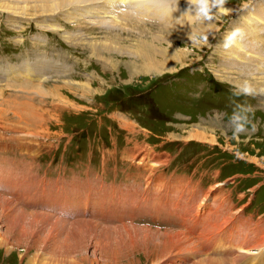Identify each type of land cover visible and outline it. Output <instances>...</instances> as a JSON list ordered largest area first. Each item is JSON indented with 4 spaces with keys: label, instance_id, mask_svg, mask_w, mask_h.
<instances>
[{
    "label": "rangeland",
    "instance_id": "obj_1",
    "mask_svg": "<svg viewBox=\"0 0 264 264\" xmlns=\"http://www.w3.org/2000/svg\"><path fill=\"white\" fill-rule=\"evenodd\" d=\"M110 1L0 0V55L19 62L36 58V52L46 53L52 59L57 57L55 53H63L71 71L76 70L78 74H85L87 70L92 72L87 73L89 78L80 75L79 78L47 80L42 87L34 83L0 85V125L17 134L31 135L35 132L34 125L43 121L44 126L37 130L40 143L35 147L43 156H59L52 168V176L66 179L75 171L84 176L86 170L100 169V163H104L108 174L115 163L122 172L132 174L134 167H128L129 162L121 158L122 150L135 142L142 143L154 152L150 160L158 164L157 174L164 182L172 174L180 177L187 174L191 175L195 189H203L213 179L218 180L208 193L210 199L229 209L228 215L239 217L235 219L242 225L240 228L237 223L236 228L241 234L247 226L253 228L254 234L249 238L256 241L251 247H263L260 244L263 240L256 230L264 234V46L255 42L256 29L246 17L248 6L254 1L226 0L228 11L213 9L214 18L208 21L198 16L194 7L191 15L186 13L182 17V12L191 6L187 0H169L173 2L171 4L164 0H147L146 11L155 20L145 22L136 20L138 13L135 10L121 8L125 13L117 12L118 4L110 7ZM156 1L160 2V8ZM169 5L175 9L170 10ZM253 9L254 16L264 22V5ZM175 15L179 17L177 22L173 20ZM202 21L209 22L207 28L210 31H201L206 28L200 27ZM239 23H247V27L235 28ZM237 29L239 32L233 40L237 42L236 46L226 47V40ZM68 35L70 40L66 41L64 37ZM215 47L220 48L216 50V56ZM150 63L154 66L153 73L147 72ZM90 67L96 71H91ZM183 67V71L199 69L205 78L212 75L217 79L220 86L216 89L220 91L216 95L229 92L227 89L234 93L246 82L252 87L253 94L234 96L236 101L227 105L228 109L216 107L209 113L171 103L167 90L160 84L169 76L181 74ZM141 91L145 100L148 97L155 99L156 106L149 102H146L148 110L138 106L141 99L134 94ZM30 94L45 98L48 106L44 103L46 107L35 108L34 102L29 101ZM247 105L252 106L253 112L246 111ZM136 112L146 113L148 119L141 118ZM234 112L247 115L248 120L257 125L256 130L252 131L250 123L246 132L234 135L231 121ZM79 133L87 138L75 142L74 137ZM217 167L220 172L212 178L211 173ZM180 177H174L175 184ZM37 189V186L26 188L25 200L38 195ZM225 189L230 192L227 196L222 195ZM106 193V184L99 183L93 188L91 201L94 199L99 207ZM62 195L60 198L65 201L76 198L72 205L78 206L77 194L64 192ZM176 196L182 197L181 194ZM160 199V195L153 194L143 204L151 203L154 216L165 221L164 227L153 223L149 213L145 222L134 224L120 220V225L105 224L98 216L99 209L96 207V211L92 207L93 203L90 209L95 212H89L102 221L92 217H57L52 210L27 208L12 195L0 192V235L9 238L6 249L11 250L6 252L5 248H0V264H30L29 260L31 264H38L37 261L40 264L179 263L172 260L179 256L178 246L183 240L177 235L183 232L198 243V237L202 235L193 231L199 229L200 221L211 227L219 219L220 210H211V200L207 199L205 203L209 204L207 213L210 215L198 218L199 223H194L193 213L183 209L187 203L179 202L181 207L177 209L169 201L162 207ZM177 210L179 215L173 213ZM170 215L179 217L176 226L167 220ZM183 217L187 225L182 228ZM257 217L261 222L256 220ZM231 219L234 221V217ZM254 221L260 226L256 227ZM205 234L212 238L215 235L216 246L200 251L202 257L182 251L180 257H187L185 264H196L203 258L244 264L241 253L233 262V234L224 230L218 237L217 231ZM224 244L225 251L224 248L217 250V245L224 247ZM253 248L247 251L256 253ZM166 249L169 252L164 253ZM207 251L211 253L207 255ZM216 253L222 256L214 255ZM50 255L56 256L54 261ZM35 257L40 258L36 263L33 262ZM253 264H264V261L261 263L255 258Z\"/></svg>",
    "mask_w": 264,
    "mask_h": 264
},
{
    "label": "bare ground",
    "instance_id": "obj_2",
    "mask_svg": "<svg viewBox=\"0 0 264 264\" xmlns=\"http://www.w3.org/2000/svg\"><path fill=\"white\" fill-rule=\"evenodd\" d=\"M65 2V1H67V0H62V2ZM80 1V0H79ZM85 1V0H84ZM109 3V2H108ZM110 3H112V5L110 6V7H113V5H116V4H118V8H117V12H122V9L121 8H124L125 10L126 9H131V10H135L137 13H139V11L140 12H142L145 16H148V17H152V14L151 13H147V11H146V7L148 6V1L147 0H125V2L124 3H121V0H111L110 1ZM125 4V5H124ZM142 5V6H141ZM44 11V10H43ZM122 13H125V12H122ZM209 23V22H208ZM208 23H204V21H202V22H200V27H206V28H202V30L201 31H207V30H209V28H207V25H208ZM169 24H171V21L169 22ZM247 24V23H246ZM199 28V27H198ZM191 30V29H190ZM200 31V32H201ZM210 31V30H209ZM235 42L233 41V43H231V44H234ZM237 43V42H236ZM239 43V42H238ZM239 48H241L240 46H239ZM243 52V51H242ZM241 52V53H242ZM180 53V52H179ZM233 53H237V51H235L234 50V52ZM171 57V56H170ZM181 57V56H180ZM168 59L167 60H169V57H167ZM250 60H252V58L250 57ZM166 62V61H165ZM169 62V61H168ZM168 62H166V63H168ZM151 64L152 63H150V65L148 66V68L150 69V70H147V72H155V71H152L153 70V68H154V66H152L151 67ZM160 64H162V63H160ZM164 66H165V64H164ZM170 66H171V64H170ZM168 67V66H167ZM162 68V67H161ZM173 68V67H172ZM162 69H160V71H161ZM159 71V70H158ZM163 71V70H162ZM161 71V72H162ZM144 72V71H143ZM164 73V72H163ZM161 74V73H160ZM200 134H198V136H199ZM202 135V134H201ZM200 135V136H201ZM212 136V135H211ZM197 137V136H196ZM203 138V137H202ZM209 138V137H208ZM203 140H205V138L203 139ZM214 142V141H213ZM101 184H104V183H102V182H100ZM210 195V194H209ZM192 196V197H191ZM178 197V196H177ZM72 198H73V196H72ZM156 198H158V197H156ZM155 198V199H156ZM194 195L192 194V193H188V195L185 197V200H186V202L185 201H182V202H184V203H187V205L186 206H184L183 207V209L185 210V209H187V211H189L190 213H193V212H191L192 210H193V208H194ZM76 198H74V199H67L66 201H67V204L69 203L70 205H72V203L74 202V201H76L75 200ZM150 199V198H149ZM217 199V198H216ZM154 200V199H153ZM206 202H207V199L205 200ZM77 202L79 203V201L77 200ZM93 203V208H95V210L97 211V209H96V207L98 206L95 202H94V199H93V201H91V204ZM145 203V202H144ZM174 203V205H175V207L177 208V209H179L181 206H179V205H181V204H179V203H176V202H173ZM209 205V204H208ZM208 205H207V207H208ZM98 208V207H97ZM209 208V207H208ZM210 209V208H209ZM95 210H93V209H91V211L94 213L95 212ZM173 213H175V214H180V213H178V212H175V211H173ZM210 213V212H209ZM209 213H207V210H206V212H205V214L203 215V216H198V211H196V213H193L192 215H194V217L193 218H195L196 220L194 221V223H196V222H198V218H203V217H205L207 214H209ZM185 214V213H184ZM42 215V214H41ZM210 215V214H209ZM1 216V215H0ZM44 216L45 217H47L48 218V216L47 215H45L44 214ZM187 216H188V214H187ZM189 216H190V214H189ZM191 217V216H190ZM212 217V216H211ZM1 218V217H0ZM188 219V218H187ZM181 221H182V219H181ZM237 222H240V221H237ZM244 222V221H243ZM199 223V222H198ZM191 224V223H190ZM203 224H205L203 221H200V223H199V229L198 230H196V231H193L194 232V234H197L196 232L197 231H199L198 233V235H202L201 237H198L199 238V240L200 241H198V243H196L195 244V242H194V238L192 239L191 237H190V235L188 236V235H185L183 232H181L179 235H177V237L179 238V237H181V239H183L182 240V242H181V245H179L178 246V254H179V256L177 257V258H171L173 261H179V263H182V261H183V263L185 264V262H186V258L184 257H180V255L182 256V251H184V252H186V253H188L189 255H191V254H193L194 256H196V255H198L199 257H202L201 256V253H200V251H202L203 252V250H205V249H207V248H211V247H213V246H216L215 245V242H214V239H215V235L213 236V238L212 237H209V236H207L205 233H216V231L217 230H219V229H223V228H225V227H223V225H216L214 222H213V224H211L212 226L211 227H209L208 225V227L206 226V224L205 225H203ZM209 224V223H208ZM225 224V223H224ZM131 225H134V224H131ZM180 225H183L182 226V228L183 227H186V225H187V222H186V219H184V217H183V222H182V224H180ZM226 225V224H225ZM85 227V226H84ZM128 227V226H127ZM232 227V226H231ZM54 230V229H53ZM255 230H256V228H255ZM55 231V230H54ZM239 231H240V229H239ZM226 232H228V231H226ZM256 232H257V230H256ZM8 233V232H7ZM229 234L231 235L232 233H231V231L229 230ZM8 235V234H7ZM211 235V234H210ZM171 236V235H170ZM173 238V237H172ZM256 238V237H255ZM9 238H7L6 237V235L4 236H1L0 235V248H5V251L6 252H8L9 250L8 249H6V247L8 246V243H10L9 242V240H8ZM230 239V238H229ZM254 240V239H253ZM8 241V242H7ZM29 241V240H28ZM246 241H247V243H249L248 244V248L244 251V252H247V253H251L252 254V252L251 251H247V250H249L250 248H253V247H251V245H252V242H254V241H256V240H254V241H250V238L249 237H247V239H246ZM258 241H260L259 239H258ZM236 242H237V239H236V237H234V239H233V244L231 245V246H233V247H235L236 246ZM240 242V239H238V243ZM14 243V242H13ZM246 243V244H247ZM256 243H258V242H256ZM254 244V243H253ZM258 245V244H257ZM33 247V246H32ZM245 247V246H244ZM34 248V247H33ZM216 248V247H215ZM224 248V251H225V248H227L226 246H224L223 247ZM176 249H177V246H176ZM212 249V248H211ZM11 251V250H10ZM9 251V252H10ZM176 251V250H175ZM206 251V250H205ZM214 250H212L211 252H213ZM221 251H223V249L221 250ZM231 251V250H230ZM167 252H169L168 251V249H166L165 250V252L164 253H167ZM177 252V251H176ZM210 252V253H211ZM171 254V253H170ZM54 257H56V256H52V255H50V258L54 261L55 260V258ZM158 257V256H157ZM40 258H36L35 257V259H34V261L33 262H35L36 263V261L37 260H39ZM49 260V259H48ZM159 260V259H158ZM163 260V259H162ZM32 262V263H33ZM38 262V264H40L39 263V261H37ZM48 262H50V261H48ZM73 262V261H72ZM190 262V261H189ZM227 262V261H226ZM29 263L31 264V260H29ZM46 263V262H45ZM179 263H177V262H171L170 264H179ZM37 264V263H36ZM66 264H72V263H69V262H66ZM75 264H78V263H75ZM90 264H92V262L90 263ZM189 264V263H188ZM196 264H226L224 261H218L217 262V260L216 259H214V258H203L202 260H199V261H197L196 262Z\"/></svg>",
    "mask_w": 264,
    "mask_h": 264
},
{
    "label": "clouds",
    "instance_id": "obj_3",
    "mask_svg": "<svg viewBox=\"0 0 264 264\" xmlns=\"http://www.w3.org/2000/svg\"><path fill=\"white\" fill-rule=\"evenodd\" d=\"M125 0H121V3H124ZM187 3H189L191 6H193L196 10V13L198 16L203 17L205 20L211 21L214 18L213 15V9H216L219 12H227L228 9L225 7L226 0H187ZM239 32V29H237L235 32H233L228 39L225 42V46L228 47L234 40L235 36ZM205 40H207V37H204ZM236 96H239L241 94L244 95H251L253 94L252 87L246 82L242 86H238L237 89L233 93ZM237 107H242L240 105H237ZM246 111L253 112V108L251 105H247ZM231 121L234 124V135H238L240 133L246 132V126L251 123V129L252 131L256 130L257 125L250 122L248 120L247 115H240L236 112H234L231 116Z\"/></svg>",
    "mask_w": 264,
    "mask_h": 264
}]
</instances>
